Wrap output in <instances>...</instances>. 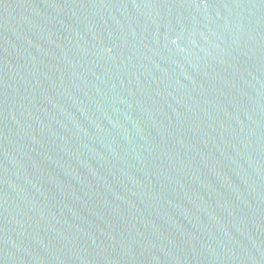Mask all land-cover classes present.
Listing matches in <instances>:
<instances>
[{"label": "water", "instance_id": "water-1", "mask_svg": "<svg viewBox=\"0 0 264 264\" xmlns=\"http://www.w3.org/2000/svg\"><path fill=\"white\" fill-rule=\"evenodd\" d=\"M0 264H264V0H0Z\"/></svg>", "mask_w": 264, "mask_h": 264}]
</instances>
